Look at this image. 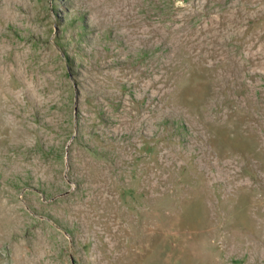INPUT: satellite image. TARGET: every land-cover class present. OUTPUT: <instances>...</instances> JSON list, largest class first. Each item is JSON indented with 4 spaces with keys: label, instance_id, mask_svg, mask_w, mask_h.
<instances>
[{
    "label": "rangeland",
    "instance_id": "1",
    "mask_svg": "<svg viewBox=\"0 0 264 264\" xmlns=\"http://www.w3.org/2000/svg\"><path fill=\"white\" fill-rule=\"evenodd\" d=\"M0 264H264V0H0Z\"/></svg>",
    "mask_w": 264,
    "mask_h": 264
}]
</instances>
